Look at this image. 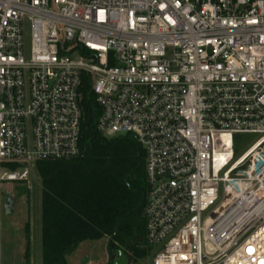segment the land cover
I'll return each instance as SVG.
<instances>
[{
	"label": "built area",
	"instance_id": "obj_1",
	"mask_svg": "<svg viewBox=\"0 0 264 264\" xmlns=\"http://www.w3.org/2000/svg\"><path fill=\"white\" fill-rule=\"evenodd\" d=\"M83 75L143 151L149 264H264V0H0V188L78 155Z\"/></svg>",
	"mask_w": 264,
	"mask_h": 264
},
{
	"label": "trees",
	"instance_id": "obj_2",
	"mask_svg": "<svg viewBox=\"0 0 264 264\" xmlns=\"http://www.w3.org/2000/svg\"><path fill=\"white\" fill-rule=\"evenodd\" d=\"M79 94L78 155L33 164L41 184V264H68L67 257L81 243L111 237L112 259L120 251L127 262L146 260L150 251L145 241L144 201L136 209L146 195L143 151L132 138H106L97 132L98 111L87 75L82 76ZM3 167L14 170L17 166ZM25 227L28 232V224ZM29 250L27 244V264Z\"/></svg>",
	"mask_w": 264,
	"mask_h": 264
},
{
	"label": "rangeland",
	"instance_id": "obj_3",
	"mask_svg": "<svg viewBox=\"0 0 264 264\" xmlns=\"http://www.w3.org/2000/svg\"><path fill=\"white\" fill-rule=\"evenodd\" d=\"M97 117L100 113L97 107ZM129 137L130 136H121ZM256 139L255 135L238 134L234 137L236 155L242 154ZM147 193V188H146ZM12 201L8 213L5 202ZM41 184L34 167L27 182L5 184L0 188V264H27L24 253L29 244V264H41ZM28 224V232H26ZM107 241H85L67 257L68 264H106ZM150 251V248H149ZM149 257V256H148ZM136 264H149V258Z\"/></svg>",
	"mask_w": 264,
	"mask_h": 264
},
{
	"label": "water",
	"instance_id": "obj_4",
	"mask_svg": "<svg viewBox=\"0 0 264 264\" xmlns=\"http://www.w3.org/2000/svg\"><path fill=\"white\" fill-rule=\"evenodd\" d=\"M144 197L145 195L142 196V199H141V202L140 204L138 205V207L136 209H140L142 207V204H143V201H144ZM12 201H9V202H5V208H6V211L8 213H11L12 211ZM133 210V211H136ZM117 228L115 229L114 233L116 232ZM112 240V237L108 239L107 243H106V253H107V261H106V264H126V259H125V256L123 255L122 252H118L117 253V258L116 259H112L111 258V255L109 253V244H110V241Z\"/></svg>",
	"mask_w": 264,
	"mask_h": 264
}]
</instances>
